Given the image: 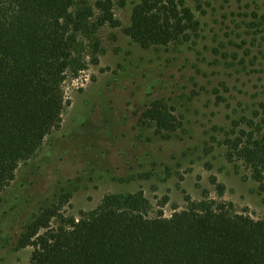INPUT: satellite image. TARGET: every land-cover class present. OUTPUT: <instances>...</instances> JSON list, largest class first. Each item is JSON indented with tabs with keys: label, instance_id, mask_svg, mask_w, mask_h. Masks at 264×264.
Masks as SVG:
<instances>
[{
	"label": "rangeland",
	"instance_id": "obj_1",
	"mask_svg": "<svg viewBox=\"0 0 264 264\" xmlns=\"http://www.w3.org/2000/svg\"><path fill=\"white\" fill-rule=\"evenodd\" d=\"M111 1L118 25L97 27L94 12L78 36L59 129L0 194V264L29 263L34 249L17 242L43 209L78 220L109 196L141 194L149 217L210 202L264 221L259 182L225 144L234 122L263 112L264 0H180L197 37L147 49L124 33L141 0ZM154 102L175 116L173 133L143 118Z\"/></svg>",
	"mask_w": 264,
	"mask_h": 264
},
{
	"label": "trees",
	"instance_id": "obj_2",
	"mask_svg": "<svg viewBox=\"0 0 264 264\" xmlns=\"http://www.w3.org/2000/svg\"><path fill=\"white\" fill-rule=\"evenodd\" d=\"M75 6L73 0H0V194L59 129L68 104L63 85L81 67L76 54L86 22L97 12V27L118 25L111 0ZM199 28L180 0H141L124 33L147 49L197 37ZM262 108L251 120L234 122L225 144L264 194ZM143 118L159 134L178 126L161 102ZM241 123L246 126L238 130ZM146 206L141 194L109 196L78 220L64 218L61 205L47 207L25 228L17 249H34L28 264H264V221L225 203H191L170 217H149Z\"/></svg>",
	"mask_w": 264,
	"mask_h": 264
}]
</instances>
